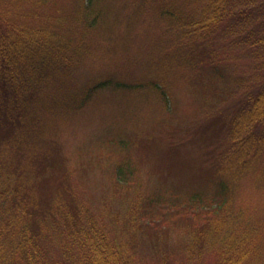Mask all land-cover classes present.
Segmentation results:
<instances>
[{"label": "trees", "instance_id": "trees-1", "mask_svg": "<svg viewBox=\"0 0 264 264\" xmlns=\"http://www.w3.org/2000/svg\"><path fill=\"white\" fill-rule=\"evenodd\" d=\"M246 182L264 197V0H0V264H264Z\"/></svg>", "mask_w": 264, "mask_h": 264}, {"label": "rangeland", "instance_id": "rangeland-1", "mask_svg": "<svg viewBox=\"0 0 264 264\" xmlns=\"http://www.w3.org/2000/svg\"><path fill=\"white\" fill-rule=\"evenodd\" d=\"M148 44H149V40H146L142 36H140L136 47L138 48L139 46H142V50L145 53L146 49H148ZM233 68H235L236 70L235 65H233ZM178 92L179 94L177 98L180 99L179 111L184 113L187 111V108L185 107H186L188 98L186 97V94H184L183 89L179 88ZM121 111H123L122 115L125 117V119L123 121L121 120L120 121L123 122V125H125V127L126 126L129 127L130 125L128 124L126 120L129 118L131 119L133 114L131 113V110L128 109L127 107H124V109H122ZM117 114H118L117 104L114 101L109 100L108 103L105 102L103 104L102 111L100 112L95 111V113H93L91 116L85 117L84 119H82L79 122V126L77 127V129H74L72 131V133H74L75 136L70 138V141H68V146L66 142L67 152L73 153L74 151L72 150L74 148V145L77 144L81 140V138H83L86 135L93 134L92 132L95 130L101 129L104 125V122H103L104 120L109 119V121L113 122L114 124L115 116ZM154 114H157V111ZM163 154H161L162 157L166 156V153L163 152ZM147 157L148 159L154 157L153 152L149 151ZM181 158L184 159L185 162H188V161L193 162L195 165L193 166L190 164L188 168H193V170L196 172H198V168L201 164L207 165L205 157L201 158V152L199 151V149L193 146L185 147L184 149H182ZM155 175L158 176V174H155ZM142 176L147 180L150 178V174L145 171ZM151 178L155 180L157 177L155 178L154 176H151ZM171 179L176 180V177H172ZM245 185L246 186L244 187L245 189L243 191L242 197H239L241 200V203H245L246 205L252 206V207H255V205H258V204H262V202H264V197H262V195L259 192H257L254 187H251L252 184H248V182H246ZM89 193L92 194V196H94L97 206L99 208V211L101 212L102 210V212L104 211L107 213L104 215H108L107 217L108 222L116 223L117 222L116 214L118 212V208L120 207V203L116 198H114L116 200L111 199V196H113L112 192L106 191V187L104 186L96 187L94 185L89 190ZM112 201H114V203H112Z\"/></svg>", "mask_w": 264, "mask_h": 264}]
</instances>
